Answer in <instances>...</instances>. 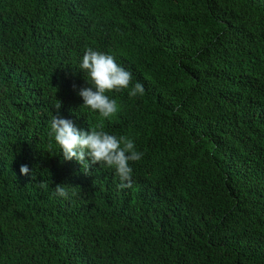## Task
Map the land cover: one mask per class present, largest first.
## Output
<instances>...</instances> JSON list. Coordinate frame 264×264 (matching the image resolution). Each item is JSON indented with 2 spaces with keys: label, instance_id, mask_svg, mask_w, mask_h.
<instances>
[{
  "label": "trees",
  "instance_id": "16d2710c",
  "mask_svg": "<svg viewBox=\"0 0 264 264\" xmlns=\"http://www.w3.org/2000/svg\"><path fill=\"white\" fill-rule=\"evenodd\" d=\"M89 47L132 74L111 118ZM59 103L134 142L131 187L63 160ZM0 264H264V0H0Z\"/></svg>",
  "mask_w": 264,
  "mask_h": 264
},
{
  "label": "clouds",
  "instance_id": "9594fccd",
  "mask_svg": "<svg viewBox=\"0 0 264 264\" xmlns=\"http://www.w3.org/2000/svg\"><path fill=\"white\" fill-rule=\"evenodd\" d=\"M79 68L88 79L90 87L81 88L78 95L83 99V107L98 112L101 117L111 118L117 114L119 107L115 99L106 93L129 89L132 81L131 72L115 62L112 55L88 48L84 53ZM144 93V87L137 82L129 91L135 97ZM61 103L55 106L57 114L52 117L49 135L59 146L64 161L75 159L82 168L90 171L92 165L112 168L119 177L121 188L131 187L133 169L130 162L141 160L143 153L135 150L134 142L126 136L117 138L102 130V125L88 131L78 129L72 120L58 115ZM20 173L28 175L27 165H21ZM40 187H46L41 183ZM55 194L69 198V191L63 184L56 185ZM72 196L76 192L71 193Z\"/></svg>",
  "mask_w": 264,
  "mask_h": 264
}]
</instances>
